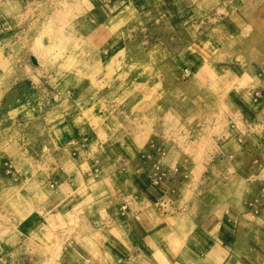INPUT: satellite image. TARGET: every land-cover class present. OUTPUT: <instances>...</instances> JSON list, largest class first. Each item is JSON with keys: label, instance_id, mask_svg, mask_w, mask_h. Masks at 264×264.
Wrapping results in <instances>:
<instances>
[{"label": "rangeland", "instance_id": "374dc122", "mask_svg": "<svg viewBox=\"0 0 264 264\" xmlns=\"http://www.w3.org/2000/svg\"><path fill=\"white\" fill-rule=\"evenodd\" d=\"M212 234L264 264V0H0V264Z\"/></svg>", "mask_w": 264, "mask_h": 264}, {"label": "crops", "instance_id": "0c3cea01", "mask_svg": "<svg viewBox=\"0 0 264 264\" xmlns=\"http://www.w3.org/2000/svg\"><path fill=\"white\" fill-rule=\"evenodd\" d=\"M203 233L209 234L207 230H204ZM212 237L215 238V240L211 238L212 240L209 241L211 242V246L195 254L198 264H225V262L231 258L233 252L230 250V247H228L229 238H219L216 234H212Z\"/></svg>", "mask_w": 264, "mask_h": 264}]
</instances>
